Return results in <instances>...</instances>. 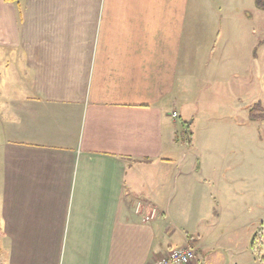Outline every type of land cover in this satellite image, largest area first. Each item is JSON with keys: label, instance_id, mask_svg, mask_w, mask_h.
Returning <instances> with one entry per match:
<instances>
[{"label": "crops", "instance_id": "0c3cea01", "mask_svg": "<svg viewBox=\"0 0 264 264\" xmlns=\"http://www.w3.org/2000/svg\"><path fill=\"white\" fill-rule=\"evenodd\" d=\"M194 3L0 0V264L208 262L220 194L180 145L212 48Z\"/></svg>", "mask_w": 264, "mask_h": 264}, {"label": "rangeland", "instance_id": "374dc122", "mask_svg": "<svg viewBox=\"0 0 264 264\" xmlns=\"http://www.w3.org/2000/svg\"><path fill=\"white\" fill-rule=\"evenodd\" d=\"M194 6L195 22L214 50L201 47L195 79L186 84L181 113L194 120L192 146L185 131L180 145L190 150L187 160L196 155L208 170L220 194L213 216L221 214L211 222L213 232L199 228L201 241L213 247L201 264H264L251 248L255 236L264 248V11L254 0H195ZM164 168L169 177L175 167ZM180 234L170 245L182 242Z\"/></svg>", "mask_w": 264, "mask_h": 264}, {"label": "built area", "instance_id": "2783aa9c", "mask_svg": "<svg viewBox=\"0 0 264 264\" xmlns=\"http://www.w3.org/2000/svg\"><path fill=\"white\" fill-rule=\"evenodd\" d=\"M173 117L177 118V113H173ZM139 212V211H138ZM152 216H147L145 221L149 222ZM196 260V251L189 247L173 248L167 254L153 264H190Z\"/></svg>", "mask_w": 264, "mask_h": 264}, {"label": "trees", "instance_id": "16d2710c", "mask_svg": "<svg viewBox=\"0 0 264 264\" xmlns=\"http://www.w3.org/2000/svg\"><path fill=\"white\" fill-rule=\"evenodd\" d=\"M14 1V0H11ZM255 6L257 7V9L264 11V0H255ZM254 117V116H253ZM186 129L188 130V134L191 137V133L189 132V128L188 124H185ZM257 236L254 237V239L252 240L251 243V248L253 251V254L260 259V261L262 260V262L264 263V248H259L257 246V240H256Z\"/></svg>", "mask_w": 264, "mask_h": 264}, {"label": "water", "instance_id": "95a60500", "mask_svg": "<svg viewBox=\"0 0 264 264\" xmlns=\"http://www.w3.org/2000/svg\"><path fill=\"white\" fill-rule=\"evenodd\" d=\"M186 134H187V137H188V143L190 144L191 143V137L188 134V130H186Z\"/></svg>", "mask_w": 264, "mask_h": 264}]
</instances>
